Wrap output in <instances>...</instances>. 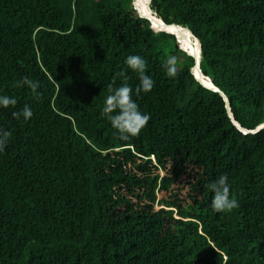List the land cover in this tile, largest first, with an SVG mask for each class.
Listing matches in <instances>:
<instances>
[{
	"label": "trees",
	"instance_id": "16d2710c",
	"mask_svg": "<svg viewBox=\"0 0 264 264\" xmlns=\"http://www.w3.org/2000/svg\"><path fill=\"white\" fill-rule=\"evenodd\" d=\"M198 39L200 71L243 129L264 125V0H150ZM130 55L154 80L135 95ZM177 58V78L165 62ZM174 35L133 0H0V264H264V127L248 134ZM150 120L121 140L103 114L123 83ZM23 77L39 82V99ZM115 78V79H114ZM28 105L25 121L12 116ZM227 175L239 207L214 212Z\"/></svg>",
	"mask_w": 264,
	"mask_h": 264
},
{
	"label": "clouds",
	"instance_id": "9594fccd",
	"mask_svg": "<svg viewBox=\"0 0 264 264\" xmlns=\"http://www.w3.org/2000/svg\"><path fill=\"white\" fill-rule=\"evenodd\" d=\"M138 3L141 4V7H144L150 4V0H138ZM194 43L199 47L198 39ZM125 64L132 72L137 74L139 79V84L135 87V95L139 97L141 93L150 92L155 82L150 76L146 75L147 61L139 55H130L126 58ZM165 67L166 75L169 78L178 77L179 69L175 56H170L166 60ZM118 75L123 78V83L115 89H113L111 83L108 85L110 94L106 97L103 114L115 129L118 138L128 140L140 135L150 120V114L141 112L138 104L133 99V88L127 82L129 77L124 72H120ZM22 86H27L39 99L37 89L40 85L38 81L23 77L16 83V87ZM16 104L17 100L15 98L0 95V107H15ZM32 115L33 112L28 105H25L22 111L12 112L14 118L19 119L22 116L25 121L29 120ZM11 135L10 131L0 128V152L5 150ZM208 187L213 193L211 207L214 212H230L239 207L238 201L232 197L227 175H221L216 181L210 183Z\"/></svg>",
	"mask_w": 264,
	"mask_h": 264
},
{
	"label": "water",
	"instance_id": "95a60500",
	"mask_svg": "<svg viewBox=\"0 0 264 264\" xmlns=\"http://www.w3.org/2000/svg\"><path fill=\"white\" fill-rule=\"evenodd\" d=\"M148 7V13L147 14H143L142 12L139 11V9H137L136 5H135V2L133 0V8L137 11L138 15L146 20H148L151 24V28L155 31V32H160V31H163V32H166V33H169V34H172L175 36V38L177 39V42L179 43L180 45V48L181 50H183L184 52H186L189 56H191L193 59H194V66L192 68V73L194 75V78L201 84L203 85L204 87L210 89V90H213V91H216V92H219L220 95L224 98L225 102H226V109H227V112H228V115L229 117L231 118V120L233 121V123L235 124V126L240 130L242 131L243 133L245 134H248V133H251V132H256L258 131L259 129L263 128V126H260L258 127L257 129H255L254 131H248V130H245L243 129L238 123H236L233 119V116H232V113H231V110H230V106H229V102L227 100V98L224 96V94L218 89L216 88L211 80L207 77H205L201 71H200V68H199V65H200V59H201V50H200V45H199V55H200V59L198 58L199 56L195 53V51L192 49H184L182 47V43L180 41V39L178 38V36L175 34V31L174 29H178V28H181L179 26H176L174 24H165L163 21L157 19V21L159 22L161 28L160 29H156L154 26V22H153V14H152V11L150 10L149 8V4L147 5ZM169 29H172L171 31ZM186 29V28H184ZM187 30V29H186ZM188 31V30H187ZM190 36L194 39L193 35L190 33V31H188ZM196 40V39H195ZM203 76L204 78H207L209 80V85L207 84H204L201 80H200V77Z\"/></svg>",
	"mask_w": 264,
	"mask_h": 264
},
{
	"label": "bare ground",
	"instance_id": "6f19581e",
	"mask_svg": "<svg viewBox=\"0 0 264 264\" xmlns=\"http://www.w3.org/2000/svg\"><path fill=\"white\" fill-rule=\"evenodd\" d=\"M135 5L137 7V9H139L140 12H142L144 15L148 13V7L144 6L141 7V4L138 3V0H134ZM153 22H154V27L156 29H160L161 26L159 24V22L157 21V18L155 16H153ZM175 34L178 36V38L180 39L181 43H182V47L184 49H192L195 51V53L199 56L198 58L200 59V55H199V47L196 46V44L194 43L195 39H193L189 32L184 29V28H178V29H174ZM189 38V39H188ZM185 39H188V43L185 41ZM200 80L204 83L209 85V80L207 78H204L203 76L200 77Z\"/></svg>",
	"mask_w": 264,
	"mask_h": 264
},
{
	"label": "rangeland",
	"instance_id": "374dc122",
	"mask_svg": "<svg viewBox=\"0 0 264 264\" xmlns=\"http://www.w3.org/2000/svg\"><path fill=\"white\" fill-rule=\"evenodd\" d=\"M189 39V38H188ZM188 39H185V41L188 43ZM179 44V43H178ZM179 48H180V45H179ZM181 49V48H180Z\"/></svg>",
	"mask_w": 264,
	"mask_h": 264
},
{
	"label": "snow or ice",
	"instance_id": "6c2138e0",
	"mask_svg": "<svg viewBox=\"0 0 264 264\" xmlns=\"http://www.w3.org/2000/svg\"><path fill=\"white\" fill-rule=\"evenodd\" d=\"M170 31L172 30V29H169Z\"/></svg>",
	"mask_w": 264,
	"mask_h": 264
}]
</instances>
